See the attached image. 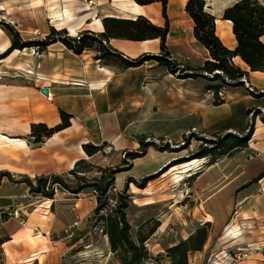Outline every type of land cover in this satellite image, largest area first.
I'll return each mask as SVG.
<instances>
[{"label":"rangeland","instance_id":"obj_1","mask_svg":"<svg viewBox=\"0 0 264 264\" xmlns=\"http://www.w3.org/2000/svg\"><path fill=\"white\" fill-rule=\"evenodd\" d=\"M231 1L205 0V9L215 17V21H220L222 10ZM96 3L99 4L98 7L95 6ZM184 3L185 0H167L169 32L166 46L168 59L173 63L172 70H166L155 61L147 60L141 65L138 64V68L119 75L117 90L113 92L116 97L111 98L120 100L125 109L123 115L126 113L127 117L133 119L127 122L126 136L122 137L123 144L119 146L115 142L113 146L105 145L92 156H87L82 148L84 155L80 159L83 163L76 168V175L91 180L100 177V169H123L114 175V187L118 192L126 189V194L129 195V206L125 213L132 239H135L137 228L146 220H157L159 226L167 220L168 224L160 231L156 228L143 244L152 257L147 259L146 264H169L165 257V248L181 241L180 235L187 238L200 226L195 224V219L203 213L201 204L204 210L209 208L213 212V223L207 227V240L201 251L188 255L189 264H264L261 253L264 244H261V238L255 239L256 231H264V212L261 209L254 218L246 217L249 223L243 226L246 232L253 231V234H248L253 237L237 239V235H230L226 231L227 224L236 219L240 208L237 199L241 193L257 192L260 187V179L251 183L250 181L264 169V160L258 150V141H264V87L255 86L243 77L252 91L242 85H224L220 89L223 96L220 99L208 89L213 85L220 87V81L210 78L212 75L205 72L202 73L203 76H191L208 59V54L192 37V23L184 13ZM114 7H117L116 3L106 0H0V41L6 43L8 48L13 39L7 24L22 41H45L46 36L51 33L49 37L60 46L58 37H78L86 32L81 27L87 18L91 19L94 27L98 25V19L102 25L103 18L117 17V13L110 12ZM63 10L69 13V20L58 16ZM152 16L161 18L160 12L159 15L152 13ZM221 22L225 23L222 20ZM52 30L60 34H52ZM7 48L2 49L0 55ZM84 51L87 49L81 53ZM39 52L42 51L37 47H25L15 49L0 59V87L4 89L0 91L1 123H6V115L12 112L7 108V102L13 100L10 94L13 89L27 86L36 90L35 94H42L38 89V77L35 73ZM159 53L158 50L152 55ZM232 62L245 70L235 58ZM117 69L123 70L119 67ZM24 71L35 74L29 76ZM7 90L10 91V97H7ZM32 106L34 117L48 119L50 110L46 103ZM58 110L59 124L62 121L60 113L66 111L60 107ZM38 123L41 122L31 121L29 131L23 137L31 149L39 148L44 143V140L41 144L34 143L31 136V126ZM7 130L4 128L3 131ZM227 134L245 137L246 146L234 148L224 154L211 152L209 156L199 158L198 153L202 149H212L211 141L227 139L230 137ZM137 140L149 141L155 146L147 147L143 157L125 163L124 152L139 151ZM1 141L5 145L25 147L20 140L0 136ZM211 158L212 161L209 162ZM187 163L191 165L185 171L182 166ZM158 164L160 165L156 166ZM73 167L74 164L71 169ZM68 171L58 176L69 186H74L78 180ZM9 173L13 180L27 177L34 181L36 177L52 176L41 174L29 177L15 172ZM146 177L149 178L143 183ZM227 181L231 183L229 194L224 192L214 202H203L208 194L202 191H213ZM207 183L212 185L211 190H205ZM244 184L248 186L241 188ZM54 186L58 188L55 194ZM64 191L66 190L54 184L51 199L30 193L25 184H12L3 179L0 182V196L11 197L0 198V212H3L0 214V241L8 240V232L19 226L18 220L47 217L45 224L49 225L54 218L51 227L46 229L45 225L43 228L40 226L39 234L34 235L35 231L30 232L29 236H41L47 230L50 240L59 243L58 248L48 249L49 255H57L58 264H122L117 255L109 251L101 222L92 220V210L96 202L87 194L90 190L83 189L78 195H68ZM92 195L94 196L93 193ZM255 198L256 196L251 200L256 201ZM246 208L258 210L256 202L249 203ZM107 212L102 211V214ZM207 219L210 220L208 217ZM36 226L37 224H32L30 229ZM149 227L150 225H146L142 233L145 234ZM4 242L0 244V264H13L5 262L8 248ZM70 244L72 247L66 250V246ZM22 262L14 263L24 264Z\"/></svg>","mask_w":264,"mask_h":264},{"label":"crops","instance_id":"obj_2","mask_svg":"<svg viewBox=\"0 0 264 264\" xmlns=\"http://www.w3.org/2000/svg\"><path fill=\"white\" fill-rule=\"evenodd\" d=\"M106 1H112V3L117 4V7L110 10V12L117 13L120 16L116 18L133 19L141 15L148 18L151 22L153 21L152 23L155 25L161 26L163 23V20L161 21L162 18H159V16H152V13H158L159 15V3L138 5L132 0ZM91 2L94 4L93 1ZM98 5L96 3L95 6L98 7ZM66 13L69 14L68 12ZM61 14L63 15V13H60V15L58 13V16L61 17ZM61 18L63 19V17ZM92 26L93 22H91L90 18H87L81 28L84 31L95 34L102 32L100 19H98V25ZM69 28L72 30L71 26ZM103 43L112 51L128 59H135L145 54L152 55L159 50V42L157 39L145 41L109 39L107 42L103 41ZM5 48H7L6 43L3 44L0 41V53ZM95 55L96 52L94 49H87V51L81 54H74L70 50L65 49L61 44L59 46L56 43H52L44 51L38 53L36 60L37 66L35 73L38 77L37 86L38 89L45 88L47 90V96L42 94L37 95L35 94L36 90L27 86H23L20 89H13L12 93L7 90V97H10V93L13 98L11 102H7V108L12 110V112L6 115V123L0 122V136L12 140H20L24 143L25 147L12 144L5 145L1 141L0 170L5 169L11 173L15 172L29 177L41 174L59 175L70 170L73 164L83 157L82 145L85 143L95 146H100L103 143L113 146L115 142L119 146L123 144L122 137L126 136L127 122L133 119L127 117L126 113H124V116L123 111L125 109L123 103L111 97H116V94L113 92L117 90V78L119 75L122 72H128L138 67L118 70L117 66L105 65L99 60H95ZM23 68L25 69L26 67ZM245 71L247 72L245 77L250 80L251 84L264 87V72H250L246 67ZM24 72L27 73L30 71ZM35 73L31 72V74H27L33 76ZM2 90L4 89L0 87V91ZM31 97H34V99L31 100ZM41 102L49 106L48 119L36 118L32 114V104ZM59 107L63 108L71 116L69 127L45 139L39 148L31 149L29 143L23 138L29 131L30 122H41L47 124L49 127L57 125L59 121ZM4 128L8 130L3 131ZM258 150L260 152L259 155L264 160V141H258ZM211 167L212 165L209 166V169ZM260 182V187L257 192L244 191V193H241L237 199L240 208L236 213V219L234 221L232 220L226 226L227 232L230 231V228L234 232H238L237 239L253 237V235H248L253 234V231L246 232L243 227L249 223L246 217L254 218L257 216L256 212L260 209V211L264 212V185H261L264 184V178H261ZM230 184L227 181L213 191H202L208 194L203 199V202H214L224 192L229 194L231 192L229 190ZM211 187L212 185L207 183L204 188L205 190H209ZM64 192L68 195H74L66 191ZM87 194H89L90 198L94 199L95 203L92 192L89 191ZM255 196L256 201H252V197L254 198ZM9 197L11 195L0 196V198ZM252 202H256L258 210H255V208H246ZM174 205L176 203L172 204L170 208L174 207ZM200 208H202L203 213L195 219V224L202 225L208 222L211 225L213 223V212L209 208H205L208 209L207 211L204 210L202 204ZM46 219L47 217L36 220L32 218L26 221L18 220L19 226L8 232V240L4 242V245L8 248L5 255L6 263L11 262L15 264L14 262L21 263L23 261L22 263L24 264H58L57 255L55 253H50L49 255L48 249L53 247L58 248L59 243L58 241L50 240L47 230H45L46 233L44 235L29 236L30 232L34 233L35 231L38 233L34 235L39 234L41 231L38 230V227L40 228V226L43 228L45 225L46 229L51 227L54 218H52V222L49 225L45 224ZM166 222L167 220L165 223L162 222L157 230H162L168 224ZM184 222L186 221L184 220ZM32 224H37V226L30 229ZM256 232L255 239L258 237L261 238V244H264V231ZM184 239L185 237L180 235L179 240ZM71 247L66 246L65 249L68 250ZM30 258L32 259L29 260Z\"/></svg>","mask_w":264,"mask_h":264},{"label":"trees","instance_id":"obj_3","mask_svg":"<svg viewBox=\"0 0 264 264\" xmlns=\"http://www.w3.org/2000/svg\"><path fill=\"white\" fill-rule=\"evenodd\" d=\"M138 5H149L152 3L160 4V16L163 20L161 26L153 24L148 18L138 15L133 19H124L116 17H105L102 19V32L95 34L85 32L78 37H58V41L74 54H81L85 49H94L96 55L95 60H99L102 64L109 66H117L121 69L136 67L144 61L153 60L157 65L164 67L166 70H172V61L168 59L169 52L166 46V37L169 32V22L166 13L167 0H132ZM184 13L192 23V37L208 54V59L203 62L202 66L192 73L191 76H203L202 73H209L210 78L221 82V86H211L209 91L216 94L224 85H243L239 80L246 76L247 72L236 66L232 60L240 59L250 72H264V0H232L226 6L220 15L222 21H228L231 25V32L235 45L233 50L225 47L215 32V17L206 11L205 0H185ZM8 30L13 34L10 46L0 55V59L4 58L8 53L15 49H23L25 47H37L43 51L49 44L56 41L51 39L48 34L45 41H22L16 32L7 25ZM52 34H60L58 31H51ZM109 39H123L130 41H145L157 39L159 42V55H141L135 59H128L120 54L112 51L103 41ZM211 89V90H210ZM71 116L63 111L60 113L61 123L47 127L43 123L31 126V136L34 143L41 144L43 140L51 137L54 133L63 130L70 125ZM227 139H218L211 141L212 149H202L198 156L205 158L211 152L228 153L234 148H242L246 146L245 137H236L232 134ZM230 139V140H229ZM138 152H124L126 158L125 163L144 155L147 147L153 144L149 141L138 140ZM106 144L95 146L89 143L82 145L83 151L87 156H92L101 151ZM155 146V145H153ZM162 150V148H159ZM209 150V151H208ZM209 162L212 161L208 160ZM82 159L74 163V167L68 173L78 183L69 186L62 177L52 175L50 177H36L31 181L27 177L13 180L7 171H0V182L6 179L12 184H25L30 193L38 194L46 198L52 199V186L59 185L71 194H78L81 190L88 188L95 198L96 205L92 210V220L101 222L102 232L107 238L109 251L115 253L122 264H146L147 259L152 258L144 249V242L151 236L155 229L158 228L157 220L148 219L137 228L135 239L129 235L130 225L126 219L125 210L129 206V195L126 189L118 192L114 187V175L121 168H103L100 169L101 175L98 178L87 180L82 175H76V168L82 164ZM208 163V162H207ZM149 177L143 179V183ZM264 178V169L250 181L255 182ZM34 182V183H33ZM249 184V183H248ZM248 186L242 185L241 188ZM108 211L103 213L102 211ZM3 214V212H0ZM150 225L145 234L142 229ZM209 223H204L197 227L194 232L184 240L165 248V257L169 264H189L188 255L190 253L201 251L207 240V227ZM4 240L0 241V244ZM73 244V243H72ZM70 244L69 246H71ZM262 256H264V248H262Z\"/></svg>","mask_w":264,"mask_h":264},{"label":"bare ground","instance_id":"obj_4","mask_svg":"<svg viewBox=\"0 0 264 264\" xmlns=\"http://www.w3.org/2000/svg\"><path fill=\"white\" fill-rule=\"evenodd\" d=\"M167 9L169 11V6H167ZM61 17H63V19H65V20H68L69 19L68 14L65 12V10H63V15L61 14ZM215 25H216V34H217V36L219 37V39L221 40V42L223 43V45L225 47H227V48L230 49V47H232L233 44H235L234 43V38H233V35H232V32H231L230 22L225 21V23H222L221 20L220 21L216 20L215 21ZM235 60H238L239 63H241L245 67V65L240 61V59L235 58ZM102 71H104V70H102ZM27 73L28 74H31V72H27ZM193 163H195V161ZM190 165H191V163H187V164H185V165L182 166V169H185V171H188L189 170L188 168H190ZM229 234L230 235H234L235 234V235L238 236V233L237 232H234L231 228H230ZM235 237H233V238H235Z\"/></svg>","mask_w":264,"mask_h":264},{"label":"built area","instance_id":"obj_5","mask_svg":"<svg viewBox=\"0 0 264 264\" xmlns=\"http://www.w3.org/2000/svg\"><path fill=\"white\" fill-rule=\"evenodd\" d=\"M241 79L244 80V83H243V85L245 84L244 87L247 88L249 91H250V90L252 91V88L250 89V88H249V85L245 83V79H244V78H241ZM216 96H217L218 98H220V99L223 98V96H222V92H221V91H218V92L216 93ZM198 160H199V159H198ZM198 160H197V162H198ZM200 162H201V161H199V163H200ZM197 164H198V163H197ZM57 191H58V188L54 186V187H53V192H54V194L57 193ZM36 233H38V232L36 231Z\"/></svg>","mask_w":264,"mask_h":264},{"label":"water","instance_id":"obj_6","mask_svg":"<svg viewBox=\"0 0 264 264\" xmlns=\"http://www.w3.org/2000/svg\"><path fill=\"white\" fill-rule=\"evenodd\" d=\"M231 50H233V49H231ZM241 83H244V80L243 79H240L239 80ZM40 92L43 94V95H45V96H47V90L45 89V88H41L40 89ZM134 238V237H133Z\"/></svg>","mask_w":264,"mask_h":264}]
</instances>
